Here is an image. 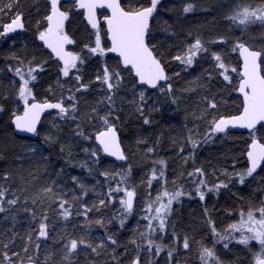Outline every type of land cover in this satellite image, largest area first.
I'll use <instances>...</instances> for the list:
<instances>
[{"label":"snow or ice","instance_id":"snow-or-ice-1","mask_svg":"<svg viewBox=\"0 0 264 264\" xmlns=\"http://www.w3.org/2000/svg\"><path fill=\"white\" fill-rule=\"evenodd\" d=\"M20 0H9L0 7V14L8 13L7 21H0V43L8 41L13 47L15 38L10 34L28 32L30 18H26L25 12L18 7ZM40 0H34L36 14L33 25L36 43L34 47L50 50L48 59L38 58L36 53L27 51L28 45H24L25 51H11L8 59L15 61L9 63L7 70L12 74L10 82L15 85V97L21 106L10 110L11 123L17 134L26 133L39 136L42 129L41 118L48 110H57L55 115L59 121L53 120L51 128L56 132L44 135V144L52 146L60 139L61 122L86 121L91 124L94 132L88 134L82 123L76 124L75 135L86 141L96 142L95 148L84 147L88 153V161L81 162V167H87L89 173L96 172L108 181L107 193L98 191V199L91 205L82 204V215L96 210L99 217L89 220L88 223L105 227L118 221L119 229H123L129 217L132 216L137 205V186L132 183V168L130 165L121 167L118 171L104 167H98L101 163V153L115 157L119 161H127L128 155L121 145L120 134L117 131L118 121L121 120V112L126 106L121 102L123 90L132 93L127 100V105L132 106V114L138 118L143 117L144 125L151 124V112L159 111V97H163L171 104L180 107L183 92L195 91L203 88L208 94L201 96L199 111H192L185 117H191L195 121H202L206 125L205 131L188 128L184 139L190 143L191 150L183 157V163L192 159L193 169L188 172V177L193 185L192 189H186L183 183L177 184V179H182L183 173L169 182L168 164L164 159L156 161L158 167H153L151 175L143 183H146L145 199L140 204L139 220L145 221L143 231L139 222L136 234L130 243L135 246V256L130 264H142L141 253L147 252L144 257L145 264H153L160 253H165L161 264H175L174 258L182 245L184 250H190L192 237L187 233L181 235L175 223L174 205L183 204V197L192 198L197 195L200 201H207L208 194L219 196L221 189H229L230 185L241 186V190L251 186L253 191L264 194V34L260 43H255L248 36L252 25L259 24L264 27V0L257 2H234L230 4L225 19L233 28L239 29L240 34H221L212 39H205L198 33L188 32L186 38L191 42L186 43L181 49L171 56L166 55L165 50L159 47L154 35V23L161 18V12L168 10L164 0H46L41 9ZM197 0H188L182 8L186 15L198 10ZM211 11V9H205ZM75 15L83 17L92 33L91 42H78L66 30V24ZM103 25V28H102ZM103 33V35H102ZM173 36L178 33L171 31ZM221 45L220 50H212V45ZM76 46L79 50H70L69 46ZM86 49V52L84 51ZM109 53L116 54V67L108 64L107 60L101 65L99 72L93 69V76H87L84 66L92 57H105ZM233 57L236 64L232 65L226 60ZM198 59H211L213 67L217 70H206V82L199 77L190 81V87H174L173 76H179V72L172 75L166 70L172 60L181 65L193 67ZM49 60L55 61L52 65ZM55 67L54 74L56 84L64 88L67 95H62L56 102L48 98L38 99L35 92L36 83L43 73L49 72V68ZM52 74V73H49ZM215 75L223 78L221 91L229 95L238 92L239 104L235 111L227 108L228 102L223 98L217 99L208 84ZM131 76V80L126 77ZM235 76V82H234ZM18 78V81L15 79ZM71 78V86L69 84ZM163 82V83H162ZM223 82H227L224 84ZM95 84V88H93ZM51 91V86H49ZM92 92L99 93L97 104L87 111L81 112L80 100L86 98ZM156 97L153 104L148 101ZM4 99H8L7 93ZM67 101V104L65 103ZM103 106V108L100 107ZM224 107L225 111H221ZM5 105L0 104V113L5 112ZM185 127H188L185 124ZM235 129L248 130L249 139L244 150L247 163L240 169L236 168V159L233 157L232 170L221 168L219 171L224 179L216 177L217 182L210 183L202 166L196 164V150L201 145H207L216 141L217 137L227 139L232 136ZM221 134H223L221 136ZM144 142L143 140L138 141ZM82 147V146H81ZM43 145L28 146V151L34 156L45 160ZM71 162L72 148L65 144L60 148ZM149 153H155L156 148L147 149ZM181 153L184 148L179 149ZM96 166V167H94ZM23 168V165H21ZM47 172V167H45ZM63 173L59 169L54 175L46 177L47 182L39 185L35 190L28 186L13 189L9 181L12 180L11 171L0 176V213H5V220L13 222L15 227L16 215L14 210H22L29 214L31 220H37V210L47 204L49 207L55 204L60 210V215L68 219L73 215L75 207L71 201L81 200L87 197L89 187L77 176L70 179L73 182L65 187L56 176ZM213 176L216 170L213 169ZM29 176L38 179L34 173ZM24 184L30 185L31 180H25ZM153 181H158L153 188ZM171 183V187L169 184ZM95 191V189H92ZM71 196V201L68 198ZM243 199V197H241ZM114 209L118 215L104 216V210L108 205H117ZM205 222L210 233L215 237L211 246L200 243L198 253L201 264H264V198L249 201L247 207H241L237 217L221 230L216 226V220L209 214L207 203L204 204ZM81 214V213H77ZM47 213H42L38 219V229L35 237L32 234L21 236L19 232L0 233V264H77L81 251H83L87 264H96L89 259V252L99 258L104 252H108L114 264H123L119 259L117 249L127 247L120 241L115 233L102 237L98 242L89 239L87 235L79 238L69 236L61 245L59 260H55L56 252L45 246L41 252L42 239H49V224ZM171 232V238L175 247L165 244V237ZM63 240V237H58ZM55 239V238H54ZM222 244L223 249L231 251L230 245L243 246L247 252L245 257H237L235 261H226L222 258L216 245ZM165 248L167 251L165 252ZM154 250V251H153Z\"/></svg>","mask_w":264,"mask_h":264},{"label":"trees","instance_id":"trees-1","mask_svg":"<svg viewBox=\"0 0 264 264\" xmlns=\"http://www.w3.org/2000/svg\"><path fill=\"white\" fill-rule=\"evenodd\" d=\"M9 2V0H0V7H3ZM123 2V0H122ZM188 0H164V4L168 10L161 12V18L154 23V35L155 39L161 48L166 51L167 56H171L181 49L186 43L191 42V38H186L188 32L198 33L205 39H212L221 34H232L233 32L237 35L240 34V30L233 28L231 23L224 17L229 11V5L234 2H241V0H197L199 5L198 10L192 13L184 14L182 8ZM243 2H257V0H243ZM46 0H40L39 7L43 9ZM34 0H20L18 5L26 15V18H30L28 32H18L10 34V38H15L16 44L13 47L8 41L0 43V104L5 105V112L0 113V176L4 173L11 171L13 173L12 180L9 181L12 188H19L21 186H28L35 190L42 183H46V177L48 175H54L59 169H63V173L56 176L59 182L62 181L65 187H69L73 182L71 181L72 176H77L84 183H88L84 169L80 166L81 162L87 156V153L83 151L84 147L95 148L96 144L94 141H86L75 135L76 124L82 123L84 130L88 134H92L94 129L91 124L86 121H68L67 123L61 122L60 128V139L57 143L52 146L44 144V135L50 132H56V129H46L45 123L52 116H47L41 126V134L33 138H20L17 137L14 129L11 125L12 117L10 110H15L21 106L18 104L15 92L16 87L10 82L12 74L8 72L7 65L9 63H15L8 59L11 51H25L24 45H28L27 51L34 52L38 58L48 59L47 51L43 48L34 47L35 36H34V22L36 14L34 11ZM205 9H211L206 11ZM8 13L5 12L0 14V21H7ZM103 28V25H102ZM90 29L84 22L83 17L75 15L70 18L66 24V30L73 36L81 45L84 42H91L92 33L88 31ZM174 30L178 33L177 36H173L171 31ZM262 34H264V27L259 24L252 25L249 29L248 36L246 38L251 39L255 43H260L262 40ZM103 35V33H102ZM222 46L212 45V50H220ZM71 50H79L76 46L71 45ZM86 52V49L84 50ZM232 57H227L226 60L232 65L236 64V60ZM107 60L108 64L112 67H116V59L108 55L105 57H92L89 59L87 64L84 66V70L87 72V76H93V69L99 72L103 62ZM49 63L54 65L55 61L49 60ZM206 70L213 71L216 73L217 70L213 67V61L211 59H204L198 62L193 67H187L181 65L178 61L172 60L167 71L170 75L175 72H179V76H173L174 87L185 88L190 87V81L196 80L199 77L202 81L206 82ZM52 73V74H49ZM56 68H49V72L43 73L41 78L36 83L35 92L37 93L38 99L48 98L52 102H56L58 97L67 95L64 88L56 84L55 76ZM18 81V78H15ZM126 80H131V76L126 77ZM223 78L219 75H215L208 87L211 88L212 93L217 95V99L223 97L227 102V108L231 111H235L239 104V97L237 92H232L230 95L226 91H221V81ZM235 82V76H234ZM226 84L227 82H223ZM51 86V91H49ZM71 86V78H69V84ZM95 88V84H93ZM7 93L8 99H4V94ZM93 92L90 91L86 98L80 100V109L83 112L86 108L84 103L88 98L92 96ZM208 94L205 89L197 88L195 91L183 92L180 100V107L171 104L166 101L162 96L159 100V111L151 112L152 123L144 125L142 123L143 117H137L132 114V106L127 105L126 98H131L132 93L127 90H123L121 94V102L126 106L123 112H121V120L118 121V132L125 153L129 159L126 163H118L107 159L101 153V163L98 167L101 170L104 167L110 169L119 170L121 167L130 165L132 168V183L137 186L138 196L137 205L135 212L140 208V204L145 199V191L147 190L146 183H143L151 175V169L158 167L156 161L164 159L168 164V179L171 182L172 179L177 178L180 173H183L182 179H177V184L183 183L186 189H192L193 185L188 177V172L192 171L193 163L192 159L189 158L188 162L183 163L182 158L187 156L191 150V145L187 142L184 137L188 133V128L196 130V125L199 124V131L203 133L206 125L202 121H195L191 117L185 118L189 112L199 111L198 105L201 103V96ZM67 104V101H65ZM148 104H153L150 100ZM221 111H225L222 107ZM59 119V117H57ZM187 124L188 127H185ZM223 134H221L222 136ZM249 136L246 133L232 132V136L227 139H221L217 137L216 141L211 142L207 145H201L196 150V164L202 166L207 174V179L210 183L217 182L216 177L221 180L224 176L221 175V168H228L232 170L233 157H235L237 163L236 168L240 169L247 163L244 150L246 148ZM143 140L144 142H139ZM28 144H35L36 146L43 145V151L47 160L34 156L32 153H26L25 147ZM65 144L70 145L72 148L71 162H69L68 156L60 151V148ZM82 146V147H81ZM155 147V153H149L148 148ZM183 147L184 152L181 153L179 149ZM23 165V168H21ZM47 167V172H45ZM96 167V166H94ZM213 169L216 170V175L213 176ZM29 172L34 173L38 179H33L29 176ZM96 173V172H95ZM21 176L25 180H31L30 185L24 184L21 180ZM101 180H105V177L98 175ZM158 181H153V188L157 186ZM171 187V183L169 184ZM107 193V186L104 184L103 190ZM92 194L88 193L87 197H82L81 200L71 201L75 207L72 208L73 215L68 219H64L60 215V210L55 204L49 207L47 204L39 207L37 210V220H31L29 214L20 210L13 214L16 215L15 227L13 228V222L11 220H5V213H0V233H11V231L19 232L21 236L32 234L36 235L38 229V219L42 213H47L49 219V239L43 241L41 245V252L43 253L45 246L49 250L56 252L55 260H59L61 255L60 249L62 243L66 242L69 236L79 238L82 235H87L89 239L94 242L108 234L115 233L120 241H123L127 247H120L117 249L119 259L123 261V264H130V260L135 256V246L130 243L131 239L136 234V227L138 223L137 213L132 214L128 218L126 225L123 229H119L118 221L107 225V231L105 227L92 223L89 224V220H95L99 217V213L93 209L88 214V217L82 215L84 202L91 205L94 200L91 197ZM243 197V199H241ZM257 198H264V194L253 191L251 186L241 190V186L230 185L229 189H221L219 196L217 197L214 193L208 194L207 201H200L197 195H193L192 198L187 196L183 197V204L174 205L176 211L174 212L175 223L177 225L178 232L183 235L187 233L192 237L190 250H184L181 247L175 255V264H201L199 260V245L203 242L206 245L211 246L215 241V237L210 233L208 225L205 222L204 204L207 203L209 208V214L216 220V226L218 229L223 230L228 223L232 222V218L237 217L241 207H247L249 201H255ZM96 201V200H95ZM117 205H108L104 210V216L118 215L114 209L118 208ZM81 214H77V213ZM58 237H63L61 240ZM55 238V239H54ZM165 244L171 247H175L171 238V232L165 237ZM217 249L220 250V254L226 261H235L237 257L247 256V252L243 250V246H237L235 244L230 245L231 251L223 249L222 244L216 245ZM154 251V250H153ZM167 248H165V252ZM89 252V259L95 260L96 264H114L111 256L108 252H104L99 258L94 253ZM165 253H160L158 259L153 264H161L164 259ZM142 264H145L144 257L148 256L147 252L141 253ZM77 264H87L83 251L79 256Z\"/></svg>","mask_w":264,"mask_h":264},{"label":"rangeland","instance_id":"rangeland-1","mask_svg":"<svg viewBox=\"0 0 264 264\" xmlns=\"http://www.w3.org/2000/svg\"><path fill=\"white\" fill-rule=\"evenodd\" d=\"M99 98H100V97H99V93H98V92H93L92 96H91L90 98H88L87 101L84 103V107H85L86 109H85L83 112L87 111L91 106L97 104ZM155 99H156V97H153V99L150 100V101L153 103ZM159 100H160V97H159ZM100 107L103 108L102 105H100ZM54 119L57 120V121H59V119H58L55 115H52V116L50 117V119H49L48 121H46V123H45V128H46V129L51 128V123H52V121H53ZM29 145L36 146L35 144H28V145L25 147V152H26V153H31V152L28 151V146H29ZM84 161H88V162L90 163V157H89L88 153H87V156H86V158L84 159ZM84 161H83V162H84ZM82 168L84 169V174L86 175L87 181L93 180L92 183H87V185H88V187H89V191H90L92 194H95V195H96V193H97L98 191H101V190L98 188V186H99L98 182L94 180V179H95V172H93V173H89L87 167H82ZM92 189H95V191H93ZM97 199H98V197H97ZM139 214H140V208H139V210H138V212H137V218H138V219H139ZM140 221H141V222H140V225H141V226H140V230L143 231V226H144V224H145V221H143V220H140Z\"/></svg>","mask_w":264,"mask_h":264},{"label":"water","instance_id":"water-1","mask_svg":"<svg viewBox=\"0 0 264 264\" xmlns=\"http://www.w3.org/2000/svg\"><path fill=\"white\" fill-rule=\"evenodd\" d=\"M84 19V18H83ZM84 22L87 24V22H86V20L84 19ZM89 28H90V25H87ZM69 49L71 50V45L69 46ZM47 52H50V50H47V49H45ZM109 55L111 56V57H114V58H116L117 59V57H116V54H114V53H109ZM163 83V82H162ZM238 95L240 96V94L238 93ZM57 110H48V111H46L44 114H43V116H42V118H41V125H40V128H41V126H42V124L44 123V120H45V118L47 117V116H49V113L51 112V113H55ZM11 125H12V127H13V129H14V125L11 123ZM231 131H233V132H245V133H247L248 134V130H245V129H235V130H231ZM14 132H15V134H16V136L17 137H20V138H24V139H28V138H33V137H35V136H33L32 134H26V133H21V134H17V132L15 131V129H14ZM121 141V140H120ZM122 145V144H121ZM105 156H107L106 154H104ZM108 158H110V159H112V160H114V161H117V162H121V163H123V162H125V161H119V160H117L115 157H110V156H107Z\"/></svg>","mask_w":264,"mask_h":264},{"label":"bare ground","instance_id":"bare-ground-1","mask_svg":"<svg viewBox=\"0 0 264 264\" xmlns=\"http://www.w3.org/2000/svg\"><path fill=\"white\" fill-rule=\"evenodd\" d=\"M114 58V57H113ZM114 59H116V58H114ZM117 60V59H116ZM167 70V69H166ZM237 95H238V92H237ZM238 97H239V95H238ZM43 125V124H42ZM118 131V130H117ZM233 132V131H232ZM236 133H245V132H236ZM247 134V133H246ZM248 135V134H247ZM121 140V139H120ZM95 144H96V142H95ZM122 144V143H121ZM123 147V146H122ZM103 154V156L104 157H106L107 159H109V160H112V159H110V158H108L107 156H105L104 155V153H102ZM112 161H114V160H112ZM115 162H117V161H115ZM127 161H125V162H123V164L124 163H126ZM118 163H121V162H118ZM95 181H97L98 182V184H99V186H98V188L102 191L103 190V186H104V184L108 187V181H105V180H101V178L100 177H98V176H96V173H95V179H94ZM86 182H88V183H92L93 182V180H90V181H86ZM86 185H87V183H85ZM88 193H91L90 191L88 192ZM92 194V193H91ZM92 198H93V200L95 201V200H97V195H95V194H92V196H91ZM138 212V211H137ZM137 212H135V210H134V212H133V214L134 213H137ZM137 216V215H136ZM138 222H139V225H140V220L138 219ZM141 226V225H140Z\"/></svg>","mask_w":264,"mask_h":264}]
</instances>
